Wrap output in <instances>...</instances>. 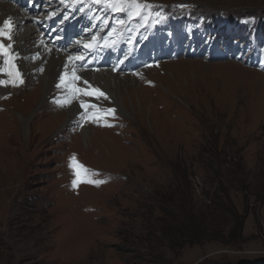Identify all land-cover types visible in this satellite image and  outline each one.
I'll list each match as a JSON object with an SVG mask.
<instances>
[{
    "label": "rangeland",
    "instance_id": "1",
    "mask_svg": "<svg viewBox=\"0 0 264 264\" xmlns=\"http://www.w3.org/2000/svg\"><path fill=\"white\" fill-rule=\"evenodd\" d=\"M158 1L195 3L213 44L255 42L243 55L179 57L130 76V89L117 91L124 109L105 95L81 94L67 107L30 101L38 78L8 84L0 264H264V0ZM73 105L79 114L68 123ZM218 150L245 171L219 170ZM83 170L103 172L106 183L83 182L92 178Z\"/></svg>",
    "mask_w": 264,
    "mask_h": 264
},
{
    "label": "bare ground",
    "instance_id": "2",
    "mask_svg": "<svg viewBox=\"0 0 264 264\" xmlns=\"http://www.w3.org/2000/svg\"><path fill=\"white\" fill-rule=\"evenodd\" d=\"M155 1L157 3H161V4L164 3V2H161L158 0H155ZM180 2L181 1H178L177 3H180ZM0 11H1L0 24L2 23V21L4 19H6V17H9V16H17L16 19L20 18L19 20H21V22L25 21L24 24L21 23L17 28V35L14 38V41L16 42V46H15V48H11V52L16 55L15 65H16V68L19 71V73H20V66H21V68L23 67L25 70H26L25 65L28 64L30 67L29 74H28V81L24 86L30 85V82H32V79H34L36 77L38 79H40V80H38L40 82V84L36 88L34 96L32 95L30 97V99H28V100L31 101V100L37 98L36 99L37 101L38 100L44 101L46 98L48 99V97L49 98L53 97L52 92L54 91V84L56 83L57 78L59 77L61 71L64 72V70H68V73L66 74V76H67L66 82L71 83L72 82V75H71L72 71L69 68H64V62H65V57H66L65 55H59V57L57 59V57H56L57 54L52 53L48 56H45L43 61H35V62H33V59L31 57L29 58V55H32L36 51H38V49H36V47H35V44H36L35 38L38 34H37V29L35 27H33L31 24H29L28 22H26L27 21L26 15L20 14L19 8L13 6L12 4L5 3V2H0ZM19 16H21V17H19ZM4 41L6 43V40H4ZM25 57H28L29 60H24ZM45 61L47 62L46 64L44 63ZM41 68H42V71H39ZM244 71L247 72L246 69H244ZM32 72H35V73L32 74ZM24 77H25V75H23V79L25 80ZM86 79H87L88 86L90 85L91 88H85V89L92 90V88H93L92 86L94 85L93 83L94 82L97 83L102 89H104L106 92H108L111 95V99L118 106V108L124 109L122 107L123 105H121V103L119 101V98L117 97L118 96L117 91H120V89H123V88L130 89V86L132 85L129 82L130 76L122 75V77H121V75H118V74L115 75L111 71H107V72H100V73L99 72L88 73V74H86ZM28 82H29V84H28ZM99 86H97V87H99ZM1 87H2V89H0V92L7 93L8 88L6 86H1ZM63 97L65 100H70L71 102L74 100H77V98L75 96H73L69 91H66L64 93ZM107 98H109V97H107ZM80 100H82V99L80 98ZM26 102H27V100H26ZM71 102L67 103V105L70 106ZM82 102H84V100ZM75 103H77V102H75ZM37 104L38 103H36V105ZM73 106H75V105H73ZM77 108H76V106L72 107V108H68V111L65 112V118L68 119V123H70L72 121V119H74L76 113H78V109L80 110V108H78V109ZM23 120L25 123L24 128L26 130V127H27L28 123H30V120H27V119H23ZM56 122H57V120H56ZM86 128L83 130L84 135H86L89 131ZM29 131H30V127H29V130H27V136H28Z\"/></svg>",
    "mask_w": 264,
    "mask_h": 264
},
{
    "label": "snow or ice",
    "instance_id": "3",
    "mask_svg": "<svg viewBox=\"0 0 264 264\" xmlns=\"http://www.w3.org/2000/svg\"><path fill=\"white\" fill-rule=\"evenodd\" d=\"M95 2L100 3L101 0H95ZM125 5H127V8L132 13V15H137V16H140L142 14L143 8H151L150 5H140L138 3L133 5L132 3H129L128 0H105V3H104L105 7H110L115 11L124 10ZM133 8H135V11H133ZM12 33H13V26L11 25L9 21H5L3 25H0V56L4 57L3 65L0 66V72H3L6 76L10 78L9 80H0V85L7 86L8 84H11L13 87H18L20 84L23 83V79L15 65L16 55L11 52V47H12L11 43L7 45L3 43L4 40L12 41ZM85 47L92 48L93 44L92 43L86 44ZM69 59L71 61L73 58L70 57ZM75 59L82 60L84 58L78 56V57H75ZM73 78L75 80L80 79V77L76 76L74 72H73ZM64 80H65V77L62 76L61 77L62 84L64 83ZM84 83H87V81H85ZM60 86L61 85H57V87H60ZM89 88H91L90 85H89ZM70 90L75 95L82 94V95L97 96V97L103 95V93L100 92L98 89H92L90 91H86L80 87H72ZM70 102H71L70 100L57 101V103H60L61 106H63V104L65 103H70ZM81 107L87 111L89 107L95 108V105H87L82 102ZM113 114H114V110H105L103 113L97 111L87 118L93 120L94 122H99L104 116L113 115ZM104 126L110 127L111 125L105 124ZM70 166L74 168L80 167L75 164L74 157L72 158V163L70 164ZM83 171L86 172L87 170H83ZM77 175L79 176V173H77ZM83 182H90V183H95L99 185L100 183H103L104 181H91L87 179V177H84ZM76 185H77V181H73V186L75 187Z\"/></svg>",
    "mask_w": 264,
    "mask_h": 264
},
{
    "label": "trees",
    "instance_id": "4",
    "mask_svg": "<svg viewBox=\"0 0 264 264\" xmlns=\"http://www.w3.org/2000/svg\"><path fill=\"white\" fill-rule=\"evenodd\" d=\"M214 144H216L217 142L214 141ZM217 146V145H216ZM216 150V149H215ZM217 152V151H216ZM217 154L219 155L218 157H216V160H219L220 164H222L223 167L218 168L219 170H223V171H227V168H232L235 171H245V168H242L241 170H238L235 166L233 161L235 162V157H233V160L231 161V158L229 159L228 155H226L225 157H223L222 151L218 150ZM182 171H188L187 169H182Z\"/></svg>",
    "mask_w": 264,
    "mask_h": 264
},
{
    "label": "water",
    "instance_id": "5",
    "mask_svg": "<svg viewBox=\"0 0 264 264\" xmlns=\"http://www.w3.org/2000/svg\"><path fill=\"white\" fill-rule=\"evenodd\" d=\"M249 264H259V263L255 262V263H249Z\"/></svg>",
    "mask_w": 264,
    "mask_h": 264
}]
</instances>
